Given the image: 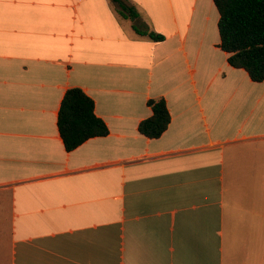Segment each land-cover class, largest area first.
I'll return each mask as SVG.
<instances>
[{"label": "crops", "instance_id": "1", "mask_svg": "<svg viewBox=\"0 0 264 264\" xmlns=\"http://www.w3.org/2000/svg\"><path fill=\"white\" fill-rule=\"evenodd\" d=\"M219 19L214 0H0V264H264V81ZM71 88L109 132L68 151Z\"/></svg>", "mask_w": 264, "mask_h": 264}, {"label": "trees", "instance_id": "2", "mask_svg": "<svg viewBox=\"0 0 264 264\" xmlns=\"http://www.w3.org/2000/svg\"><path fill=\"white\" fill-rule=\"evenodd\" d=\"M219 11L220 48L229 54L228 62L244 69L254 82L264 81V0H214ZM153 41H163L155 32H140ZM153 114L139 125L141 134L159 138L168 128L171 116L165 99H150ZM58 127L64 145L72 151L87 140L106 136L108 126L95 113L93 99L80 88L67 90L59 111Z\"/></svg>", "mask_w": 264, "mask_h": 264}, {"label": "rangeland", "instance_id": "3", "mask_svg": "<svg viewBox=\"0 0 264 264\" xmlns=\"http://www.w3.org/2000/svg\"><path fill=\"white\" fill-rule=\"evenodd\" d=\"M260 171H261V177L257 184V188H258L257 195L259 197V206L263 214L264 212V169H261Z\"/></svg>", "mask_w": 264, "mask_h": 264}]
</instances>
